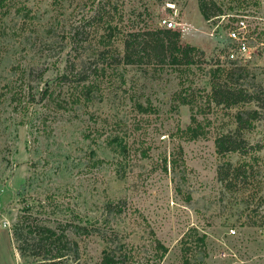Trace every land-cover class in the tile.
Instances as JSON below:
<instances>
[{
	"label": "rangeland",
	"instance_id": "1",
	"mask_svg": "<svg viewBox=\"0 0 264 264\" xmlns=\"http://www.w3.org/2000/svg\"><path fill=\"white\" fill-rule=\"evenodd\" d=\"M199 1H2L0 264H32L19 257L12 232L34 223L65 229L80 264H98L105 246L75 229L93 224L113 228L133 264H183L181 240L199 235L206 251L192 248L191 264H264V0H202L207 20ZM211 3L222 15L213 16ZM236 15L247 17L248 51L231 62ZM163 19L181 24L165 43L198 49L192 63H122L125 36L163 30ZM215 83L253 100L215 105ZM84 86H93L89 95ZM249 111L238 134L246 155L218 154L215 140L234 135L236 113ZM192 115L205 135L187 140L180 132ZM155 240L168 248L160 262Z\"/></svg>",
	"mask_w": 264,
	"mask_h": 264
},
{
	"label": "trees",
	"instance_id": "2",
	"mask_svg": "<svg viewBox=\"0 0 264 264\" xmlns=\"http://www.w3.org/2000/svg\"><path fill=\"white\" fill-rule=\"evenodd\" d=\"M0 0V15L5 14V5ZM199 10L202 16L207 20L209 19V9L207 4L200 0ZM213 11V16L222 15V10L215 3L210 4ZM104 29L105 32L113 33L116 26H112L110 22H107ZM162 37H159V36ZM111 36V34H110ZM171 36L177 38L178 32H171L169 29L147 31V32H129L123 39V55L120 60L122 63L128 65L150 63V56L155 59L160 57H170L171 64H181L185 61L190 65L191 54L198 51L194 46L180 45L176 41L164 42V37ZM85 93L87 95L92 91L93 86H84ZM211 101L215 105H224L227 107L236 105L241 102H250L253 100V96L248 94L245 90H240L234 87H227L226 84L219 83L212 84V96ZM141 112L146 113L148 110L141 105H138ZM255 112H238L235 115L237 128L234 135H222L215 140V147L218 154L226 153H240L246 155L244 149V140L239 136V132L245 129L244 115L252 117ZM191 123L193 125L188 126L185 130H181V136L187 140H194L199 137H203L205 132L196 118L191 116ZM115 143L120 151L125 150V146L120 144L115 138ZM174 166V159L170 161ZM246 165V164H244ZM228 167H231L229 164ZM235 170V169H233ZM227 175L220 177V180H225ZM106 209L110 213H121V208L114 206L111 202L106 203ZM118 207V210H115ZM75 229L78 233L83 234L95 233L100 236L105 246L101 251V255L98 264H133V255L130 249H127L124 244L115 242V231L113 228H108V231L101 230L94 224L91 228L85 225H76ZM65 230V229H64ZM62 231H57L55 228L43 224H31L26 226V229L21 227L14 228L12 232V239L17 244L15 250L17 251L21 259H30L32 264H80L79 253L77 244L72 241L69 236ZM114 237V238H113ZM190 242H193V246ZM190 242L181 240L182 243V262L183 264H191L193 257V249H201L205 254L206 251V237L205 235L196 236ZM156 259L160 262L168 252V248L160 241L155 240Z\"/></svg>",
	"mask_w": 264,
	"mask_h": 264
},
{
	"label": "built area",
	"instance_id": "3",
	"mask_svg": "<svg viewBox=\"0 0 264 264\" xmlns=\"http://www.w3.org/2000/svg\"><path fill=\"white\" fill-rule=\"evenodd\" d=\"M223 19L226 18V15L221 16ZM227 17H229L227 15ZM233 17V16H232ZM234 27H230L229 31L227 32L228 40L231 42V47L227 51V58L231 62H238L240 61L244 55L248 51V46L246 44V34L248 32V26L245 15H236L233 17ZM162 26L165 29L175 30L177 26L181 24L171 20V19H163L161 21ZM5 226V224H4ZM236 231L233 228H230L227 232V235H235ZM262 238H264V232L262 233ZM223 252H218V257H223ZM228 256H233L236 258V253L230 251Z\"/></svg>",
	"mask_w": 264,
	"mask_h": 264
},
{
	"label": "crops",
	"instance_id": "4",
	"mask_svg": "<svg viewBox=\"0 0 264 264\" xmlns=\"http://www.w3.org/2000/svg\"><path fill=\"white\" fill-rule=\"evenodd\" d=\"M9 237H10V235H9Z\"/></svg>",
	"mask_w": 264,
	"mask_h": 264
}]
</instances>
